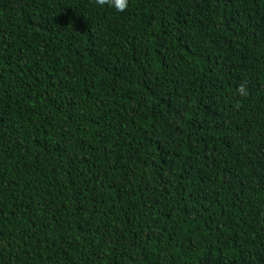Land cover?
<instances>
[{
	"label": "trees",
	"instance_id": "trees-1",
	"mask_svg": "<svg viewBox=\"0 0 264 264\" xmlns=\"http://www.w3.org/2000/svg\"><path fill=\"white\" fill-rule=\"evenodd\" d=\"M0 264H264V0H0Z\"/></svg>",
	"mask_w": 264,
	"mask_h": 264
},
{
	"label": "clouds",
	"instance_id": "clouds-1",
	"mask_svg": "<svg viewBox=\"0 0 264 264\" xmlns=\"http://www.w3.org/2000/svg\"><path fill=\"white\" fill-rule=\"evenodd\" d=\"M95 3L99 6H104L107 3L115 11L122 12L128 7L129 0H95ZM238 93L242 96L247 95L243 84L238 87Z\"/></svg>",
	"mask_w": 264,
	"mask_h": 264
}]
</instances>
